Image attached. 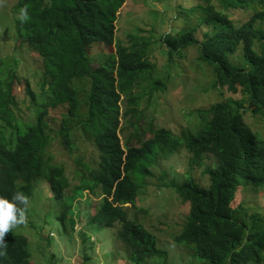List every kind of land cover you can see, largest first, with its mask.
I'll use <instances>...</instances> for the list:
<instances>
[{
	"label": "trees",
	"instance_id": "16d2710c",
	"mask_svg": "<svg viewBox=\"0 0 264 264\" xmlns=\"http://www.w3.org/2000/svg\"><path fill=\"white\" fill-rule=\"evenodd\" d=\"M126 4L16 0L14 49L35 52L38 63L25 75L17 69L18 57L0 58V197L11 199L19 191L28 202L34 182L45 177L59 203L57 219L65 226L76 191L98 192L99 200L86 198L88 217L114 227L113 246L123 245L127 264H141L153 256L166 258L155 235L130 219L125 207L137 209L138 190L156 156L185 149L189 163L200 164L205 154L211 155L214 162L204 169L207 184L190 176L172 184L188 206L172 241L190 247L204 264H264V214L256 209L254 196L248 203L237 202L244 189L264 191V135L246 121L247 114L264 122V27L259 24L264 0L177 3L171 18L175 27L159 35L166 53L162 71L150 48L152 35L116 40L117 14ZM22 7L28 14L24 20L19 16ZM238 8L250 11L240 22L231 14ZM94 44L105 51L103 58L91 56ZM190 47L201 64L212 68L213 86L240 94L239 102L245 98L246 103L219 100L207 111L199 110L198 121L176 135L147 121L144 110L166 89L168 59L183 58ZM80 78L89 80L81 96L73 84ZM144 82L151 85L146 95L136 94ZM49 117H59L55 133L69 153L80 148L77 135L97 151L96 157L75 160L71 179L64 164L47 152L54 138ZM30 257L27 238L9 230L0 246V264H31Z\"/></svg>",
	"mask_w": 264,
	"mask_h": 264
},
{
	"label": "rangeland",
	"instance_id": "374dc122",
	"mask_svg": "<svg viewBox=\"0 0 264 264\" xmlns=\"http://www.w3.org/2000/svg\"><path fill=\"white\" fill-rule=\"evenodd\" d=\"M15 2L16 0H0V58L11 60V57H18L17 69L20 73L27 75L28 71L31 73L37 65V55L31 50L16 51L14 49L12 16ZM177 3L185 6L187 0H127V4L117 14L116 40L126 41L127 35L146 37L152 35L154 41L150 48L157 68L162 71V66L166 63V53L160 47L159 35L175 27L176 23L171 24V18ZM259 9H264V5H261ZM231 11L236 22H240L250 14L249 10H242V8L231 9ZM259 24L264 27V19H261ZM104 53L100 45H93L92 57L100 59L103 58ZM183 55L181 59L176 56L168 59L170 74L166 80V89L157 93L148 108L144 110L147 121L152 120L153 125H164L176 135H179L190 123L198 121L199 110L207 111L217 101L229 97L239 102L242 97L240 94L233 95L223 88L213 86V70L208 65L201 64L202 61L196 58L194 47L186 49ZM238 55L240 53L236 54ZM236 56H234L235 59ZM73 84L79 88L81 96L84 88L88 87L89 80L80 78L73 81ZM150 87V84L144 82L143 86L136 88L135 93L146 95ZM20 88V86L16 87L17 91H20ZM146 100L145 97L142 102ZM124 101L125 98L122 109L125 106ZM239 103L244 105L245 98ZM141 107H144V103ZM57 118L47 119L51 135L54 137L47 152L52 153L54 161H61L64 164L65 174L71 179L77 168L75 160L79 156L86 159L96 157L97 151L89 140H82L80 135H77L75 138L80 148L69 153L55 133L59 125ZM246 121L252 127L261 130L264 135V122L259 121L258 118L248 117L247 114ZM189 158L190 155L185 149H178L162 156L157 155L150 168L151 173L138 190L135 201L137 209L130 204L125 206L129 218L140 222L152 232L156 237L157 246L166 252L165 259L153 256L141 264H164L165 262L204 264L195 258L190 247L172 241L173 235L184 223L188 210L187 204L177 197L172 184L181 183L187 176L201 185L207 184L208 177L204 169L206 165L214 162V157L207 154L200 164L189 163ZM68 194L71 195V192ZM76 194L73 200H70L71 207L68 215L71 220L64 226L57 219L59 203L47 179L39 177L34 182L32 194L24 209V223L10 229V232L27 238L31 264H81L85 258H88L87 264H127L126 250L123 245L113 246L114 227L93 222L87 215V200H99V193L82 190L76 191ZM253 196L254 204L257 205L256 209H261L264 214V191L261 189L242 190L237 202L245 200L244 202L248 203L247 201ZM87 197L90 199L86 200ZM251 210L249 209L248 212Z\"/></svg>",
	"mask_w": 264,
	"mask_h": 264
},
{
	"label": "clouds",
	"instance_id": "9594fccd",
	"mask_svg": "<svg viewBox=\"0 0 264 264\" xmlns=\"http://www.w3.org/2000/svg\"><path fill=\"white\" fill-rule=\"evenodd\" d=\"M20 19H27L25 8L20 9ZM27 204V197L22 192H15L11 199L0 197V246L4 243V236L9 230L19 224L24 223V208L20 205Z\"/></svg>",
	"mask_w": 264,
	"mask_h": 264
}]
</instances>
